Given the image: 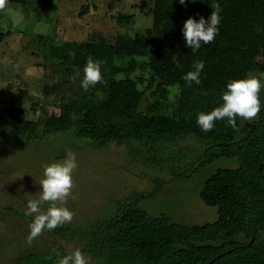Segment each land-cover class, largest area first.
<instances>
[{
  "label": "trees",
  "instance_id": "1",
  "mask_svg": "<svg viewBox=\"0 0 264 264\" xmlns=\"http://www.w3.org/2000/svg\"><path fill=\"white\" fill-rule=\"evenodd\" d=\"M9 2L28 4V0ZM55 2L41 0V9L49 11ZM213 3L221 7L219 33L213 43L202 44L194 53L187 47L184 23L189 18L207 20L215 10ZM11 34L0 27V42ZM50 54L68 70L79 72L89 57L102 61V70L112 69L117 58L114 45L104 39L65 42L53 46ZM196 61L205 64L202 82L189 86L182 77L194 70ZM147 68L144 90L132 79L105 93L80 88L61 95L58 113L33 103L30 110L36 119L0 113V125L9 123L19 143H41L68 134L88 139L95 148L116 143L128 147L136 159L168 166L173 177L187 180L219 159L236 160V168H218L200 191L203 202L217 208V220L186 226L167 215L155 217L140 206L154 194H133L117 202L110 218L88 229L65 224L45 230L52 237L76 236L82 241L81 252L93 260L90 264H264V101L250 125L236 118L237 130L227 119L216 121L210 132L197 124L199 113L223 105L228 83L251 73L264 75V0H186L185 5L179 0H155ZM171 87L180 89L175 100ZM43 92L62 89L46 86ZM190 140L197 142L193 153L188 152L191 147L176 148ZM67 255L59 245H45L24 250L14 264H58Z\"/></svg>",
  "mask_w": 264,
  "mask_h": 264
},
{
  "label": "rangeland",
  "instance_id": "2",
  "mask_svg": "<svg viewBox=\"0 0 264 264\" xmlns=\"http://www.w3.org/2000/svg\"><path fill=\"white\" fill-rule=\"evenodd\" d=\"M40 3L28 0L27 5H21L6 0L5 10L0 11V27L12 32L0 42V113L36 119L30 110L33 103L58 113L61 95L82 88L84 73L68 70L50 54L53 46L65 42L104 39L114 45L115 66L102 70L103 81L90 88L105 93L127 79L135 80L141 90L146 88L155 0H56L49 11H43ZM252 75L264 84V75ZM54 85L62 92L44 94L46 86ZM170 89L175 100L180 89ZM260 99L262 103L264 88ZM252 121L243 119L246 125ZM195 144V140L184 141L176 148L191 147L188 152L193 153ZM68 150L76 155L78 168L73 172L72 195L64 205L74 213L67 225L82 230L110 218L117 202L133 194H154L140 204L152 216L167 215L186 226L214 222L217 208L206 205L200 191L218 168L238 166L236 160L222 158L187 180L173 177L168 166H151L136 159L126 146L113 143L95 148L88 139L70 134L41 143H19L10 124H1L0 264H14L24 250L45 245H59L69 255L81 250L82 241L76 236L69 240L52 237L46 230L29 244L31 222L15 214H25L27 202L39 199L45 166L65 159ZM49 206L42 203L41 211L46 212Z\"/></svg>",
  "mask_w": 264,
  "mask_h": 264
},
{
  "label": "clouds",
  "instance_id": "3",
  "mask_svg": "<svg viewBox=\"0 0 264 264\" xmlns=\"http://www.w3.org/2000/svg\"><path fill=\"white\" fill-rule=\"evenodd\" d=\"M194 3V0H192ZM181 5L186 4V0H179ZM6 0H0V11L5 10ZM210 17L206 20L201 17L197 22L194 18H189L183 27V35L187 47L198 52L202 44H211L219 33L221 23V7L219 3H213ZM74 55V53H73ZM102 61L93 60L89 57L83 69L84 77L82 88L87 92L90 87H95L103 81ZM205 67L203 61H196L193 64V71H189L182 79L191 86L201 84V73ZM264 88L261 80L252 75L248 78L233 80L227 84V91L223 93V105L216 107L208 114L203 112L198 114L197 124L204 132H210L215 127L218 120L227 119V123L234 130H237V117L244 120L256 119L261 112V90ZM78 168L76 155L68 150L66 158L62 161L46 165L44 168V179L40 181L42 191L38 200L27 202L26 215L33 216L34 220L29 225L30 234L27 242L32 243L34 239L42 235L45 229L51 231L65 224L71 223L74 213L66 206L69 197L72 195L74 187L73 172ZM48 203L46 212H42L40 205ZM58 264H90V261L81 250L76 249L72 254L59 259Z\"/></svg>",
  "mask_w": 264,
  "mask_h": 264
},
{
  "label": "water",
  "instance_id": "4",
  "mask_svg": "<svg viewBox=\"0 0 264 264\" xmlns=\"http://www.w3.org/2000/svg\"><path fill=\"white\" fill-rule=\"evenodd\" d=\"M253 242V240L251 241V243ZM210 264H212V262L210 263Z\"/></svg>",
  "mask_w": 264,
  "mask_h": 264
}]
</instances>
